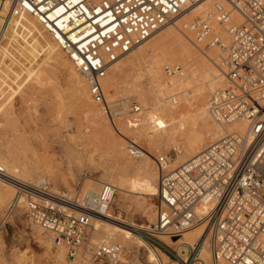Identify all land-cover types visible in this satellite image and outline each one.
Listing matches in <instances>:
<instances>
[{
    "label": "built area",
    "instance_id": "2783aa9c",
    "mask_svg": "<svg viewBox=\"0 0 264 264\" xmlns=\"http://www.w3.org/2000/svg\"><path fill=\"white\" fill-rule=\"evenodd\" d=\"M198 1L8 0L6 17H35L88 80L90 94L105 116L114 120L143 109L130 97L111 100L107 96L103 79L110 67ZM230 4V9L218 5L207 17H195L187 27L198 41L222 51L226 82L210 97L212 117L225 124L243 118L247 126L225 133L175 167L172 154L155 157L157 218L141 233L179 264L202 262L195 248L170 247L162 237L178 243L188 229L205 222L204 242L210 246L213 264H264V0H231ZM165 69L169 76L183 72L181 64ZM138 119L130 117L129 122L136 124ZM127 141L130 155L146 154L135 140ZM0 177L16 187V199L0 216V237L23 198L27 218L64 246L69 259L83 254L93 262L121 263L122 243L95 244L91 235L93 218L105 215L113 202L114 184L106 182L98 192L72 198L53 193L48 184L14 179L1 163ZM201 203H210L211 208L201 212Z\"/></svg>",
    "mask_w": 264,
    "mask_h": 264
},
{
    "label": "rangeland",
    "instance_id": "374dc122",
    "mask_svg": "<svg viewBox=\"0 0 264 264\" xmlns=\"http://www.w3.org/2000/svg\"><path fill=\"white\" fill-rule=\"evenodd\" d=\"M224 6L231 8V5L226 4ZM212 9L210 11H215L216 6L214 5ZM200 16L207 17V14L203 13ZM31 17L41 28L37 19L33 16ZM194 18H190L188 22ZM176 20L177 19L174 21ZM174 21L169 23V25L164 27L160 32L156 33L153 40L159 37H166L168 36V33L172 31L178 36H186V38L190 40L189 42L193 45L199 43L198 50L202 54H204L205 50H212L215 55V61L212 62L214 65V71L219 76V82L217 85L215 84L212 89L205 93L204 97L202 98L203 100L200 99L198 102V107L206 106L208 108V122L210 123L205 120L199 110L197 111V108L191 106L196 105L193 102L195 97L191 95V91L194 92L197 86H191V88H188L182 93H178L177 89L169 90L167 95L170 97L166 96L164 99L162 98L163 95H159L160 100H158L157 103H153V101L149 102L148 99L142 101L143 99L141 100V97L130 89H121L119 92H116L110 96L111 100H120L130 97L132 100H135L142 105V112H150L154 110L158 111L159 105H163L166 109H169V106L167 105H171L169 102H174L172 100L174 95L177 98V102H174V104L172 103L173 105H183L185 107L190 106V110L183 119L184 133L179 136V140H177L178 143L173 142L174 144H168L166 139L160 143L155 141L148 143L146 140L138 138L137 133L131 129V126L133 125H129V129L127 124L130 117L141 118V116L144 114L142 112L135 115L118 117L112 121L106 117L103 112H101L102 109L100 108L99 104L93 101L92 97H90V94L88 97L79 98L76 93V86L80 76L83 75L77 71L61 48L62 54L68 62V64L64 66L65 68L62 66L60 67L54 62H45L47 57L43 53L38 54L36 58H28L27 61V58L21 54V44L24 43V39L21 36V38L19 37L17 39L18 42L13 39V36L3 37L4 39H2L0 42V45L4 46V50L7 54L4 66L0 69V140L4 143L8 150H16L22 157V163L24 162V164H26L25 162H27V166L31 169V171L34 169L33 172L38 173V175L35 177H47L49 189L53 188L59 194L60 192L67 193L72 198L82 195L83 191H85L84 189L86 185L88 182H90L89 180L94 177L99 178L103 172L100 168H102L104 164H110L112 162V158L117 155V152L114 153V150L111 148L112 144L121 142L122 146L119 149L120 151H123L125 148L126 151L124 150L123 153L129 161H144L146 157L135 158L130 155L128 151L127 140H135L147 150L146 154H149L150 157H152H149V160L152 162L153 166L156 167H154L153 170V172L156 174V178H152L151 176L146 175L138 170L132 171L127 175V180H129L127 183L129 192H126L128 195H126V193H123V195L128 197V207L127 210H124L122 214H120L122 218L126 219L127 221H132L137 225L144 224V226L140 228V231L149 223L154 222L157 218V209L159 203L157 197L159 171H157L158 168L155 157L162 152H168L172 154L173 166L175 167L181 163L179 162L174 164L175 159L178 156V150L175 147V143L183 145L185 138L191 139L196 136L200 141L202 149L213 142L210 139L215 137L218 125L216 120L211 117L212 115L209 112L210 103L208 101L212 93L226 82V77L223 78L218 68L219 62L220 67L223 68L221 62L222 51L218 47L207 46L206 42L196 40V35L194 32L189 30V28L188 30L190 32V37H188L185 32L179 31V29H177ZM42 32L49 41L54 42V40L44 30H42ZM142 46L144 45L136 47L130 55H127L123 58V61L128 58L139 60L140 57L138 51L142 48ZM33 64H44V66L46 65L49 70H52L53 73H55H52V75L49 74L50 72L47 73L45 71L46 66H43L41 68L43 72L45 71L46 73L41 79H38L32 72L33 70L30 69ZM151 64V61L145 57L144 64L141 62L140 64L137 63L134 68L128 71V80L130 79V82H133V80L135 82L138 81L148 91H151V83L150 79H148L149 77L147 76L146 71V68L150 69ZM172 64H181L186 70L188 69L183 62L180 63L176 61ZM70 66L73 69H71ZM111 68L109 69L108 74H110V71H112ZM165 68L166 66L164 67L163 72L166 75L167 80H169L172 78V76L167 74ZM84 80L88 87V80L85 77ZM193 98L194 100H192ZM168 100L170 101L168 102ZM207 102L209 104H207ZM89 103L94 104V108L96 112H98L99 117L106 121L113 128L115 133L112 134V131L109 128L103 133H101L99 130H96L94 125L95 110L91 108ZM88 104L89 106H86ZM145 116L146 113L143 117ZM163 117L165 118L166 122H170V118L168 116L163 115ZM229 127L233 128L231 131L237 130L231 125ZM167 128H163L161 130L162 135L166 136ZM121 131H123V133L125 132L127 136H125V133V135L120 133ZM109 132L111 133L109 134ZM180 140L182 142H180ZM207 141L209 144H206ZM27 179L30 178L27 177ZM111 183L118 185L116 181ZM15 191L16 190L14 189V192ZM119 195H121V192L120 190H117L112 204L115 207V211H118V208H116V197L117 200H119ZM13 201L14 200L12 198L8 204H0V216L3 215L5 210L9 208ZM119 228V231L127 233V231H123L121 227ZM130 236L131 237L129 241L133 242L134 245L136 243L141 245V251L130 248L128 242H126L125 239L122 240L123 237L117 239L119 241L111 240V242H120L124 245L123 258L120 264H139L140 260L150 264L159 263V261L156 260L151 261L149 256V251H151V248H149L148 245L146 247L144 244H140L141 242L134 233H130ZM40 238H43L44 241H40ZM162 238L165 240L164 237ZM204 238L205 236L203 239ZM92 241L96 244L101 243L99 239L95 241L93 237ZM201 243H203V241H201ZM201 243L196 248V252L198 253L199 249L201 248ZM2 244L4 245L3 253L0 254V264H55L54 257L52 258V256H54L59 250L58 245L53 241V239L48 234L44 233L40 227L33 224L27 218L24 202L18 203L8 216L7 226L4 229L3 235L0 237L1 249ZM175 245L177 244L171 241L169 242L168 246L174 247ZM64 249L66 255L65 259L60 261L61 264H109L108 261L101 260L93 262L84 257L83 254L77 256L75 260H72L67 256V249L65 247ZM160 252L163 255V252L165 251L161 250ZM170 259L176 260L173 257H170Z\"/></svg>",
    "mask_w": 264,
    "mask_h": 264
},
{
    "label": "bare ground",
    "instance_id": "6f19581e",
    "mask_svg": "<svg viewBox=\"0 0 264 264\" xmlns=\"http://www.w3.org/2000/svg\"><path fill=\"white\" fill-rule=\"evenodd\" d=\"M230 2L231 0H200L196 4L189 5L185 11L179 14L176 17L177 20L174 21V24H176L175 26L177 27V29H179V31L185 32L186 35L190 37V32L187 27V24L189 23L188 20L190 18L200 16L203 13L208 14L209 12H211L210 10L213 8L214 5L216 7L218 5H223V6L226 4L231 5ZM8 9H9L8 0H0V27L2 29V37H10V36L12 37L13 36V39L16 42H18L17 39L21 36L24 39V43L21 44V49H22L21 54H23V56L27 58V61H28V58H31V57L36 58L38 54L43 53L47 57L46 60L44 59L45 62H54L60 67L61 66L64 67L68 64L67 60L64 58L62 51L60 47L57 45V43L55 41L54 42L49 41L48 38H46L41 28L39 27L38 23H36V21L31 17V15H24L22 17H16V18L14 17L10 18L8 16L7 18L6 14L8 12ZM235 17L239 21L242 20L241 17L238 15V13H235ZM161 30H159L158 32H160ZM221 31H222L221 34L224 35L225 32L223 30ZM155 35L156 34L152 35L145 42L140 44L144 46H142V48L138 51L139 57H140L139 60L128 58L125 61H123V58L125 56L130 55L134 51L133 49L132 51H130L129 53L121 57L118 61L113 63V65L111 66L112 68L110 67L112 71H110V74H108L103 79V85L106 89L107 96L111 98L110 96H112L116 92H119L121 89L122 90L130 89L134 91L136 94H138L141 97V100L143 99L142 101H144L145 99H148L149 102L153 101V103L155 102L157 103L158 100H160L159 95H163V97L162 96L161 97L164 99L166 98V96H169L167 95L169 90L177 89L178 93L180 92L182 93L183 91H186L188 88H191V86H197L194 92L191 91V95L195 97V100L194 98L192 100H194L193 102L196 105H191V106H194V108H197V111L199 110L200 113L205 118V120L208 122V114H209L208 108L206 106L198 107V102L200 99L204 97L205 93L208 90L212 89L213 86L215 84L217 85V83L219 82V76L215 73L214 65L212 62V61H215L214 53L212 52V50H205L204 54H202L198 50L199 43L197 44L195 43L196 45H193L189 42L190 40H188L186 36L184 35L178 36L176 33L172 31L168 33L169 37L168 36L159 37L153 40ZM6 57H7V54H6V51L4 50V46L0 45V69L4 66ZM145 57H147V59L150 60L152 63L151 66L149 65L150 69L146 68L147 76L149 77L148 79H150V83H151V91H148L138 81L135 82L132 79L133 82H130L131 80L130 79L128 80V77H129L128 71L134 68L137 63L140 64L141 62L142 64H144ZM176 61L180 63L183 62L184 65H186L188 69L186 70L184 66L182 65L183 72L175 76H172L171 79L167 80V77L163 72L164 67ZM43 66L44 64H39V65L33 64L30 67V69L33 70L32 72L38 79H41L42 76L46 72L47 73L50 72L49 74L51 75L53 73V71L49 70L46 65H45L46 72L45 71L43 72L41 68ZM218 68L223 78H225L226 76H225L224 71L222 70V67H220V62L218 63ZM71 69L73 68L71 67ZM73 73H76V72H73ZM88 88L89 86L87 87L86 82L84 80V76H80L78 80V84L76 86V93L78 97L79 98L88 97L90 94V91L88 92L89 90ZM169 101L170 100H168V102ZM208 102L207 104H209ZM172 103L174 104V102ZM172 103L169 102V104L171 105H167L169 106V109H166L165 106L161 104L162 106L159 105L158 111L154 110L150 112H145V111L142 112L144 114L146 113V116L143 117L144 116L143 114V116H141V118L138 119L139 121L136 124H132L128 122L127 127L130 129L129 125H135L134 127L131 126V129H133L137 133L138 138H142L146 140L148 143H151L152 141L160 143L164 139L167 140L168 144H172L173 142L178 143L177 140H179V136L184 133V126H183L184 120L183 119H184V116H186V114L190 110V106L189 107H185L183 105L175 106ZM89 104L86 106H89ZM90 105H91V108L95 110L94 104L91 103ZM94 112H95L94 125L96 127V130H99L101 133H103L109 128L112 131V134L115 133L113 128L106 121H104L103 119L99 117L98 112H96V110ZM163 115L168 116L170 118L169 123L166 122ZM216 123L218 125L216 129V134L213 139H210L211 141L217 140L218 138H220L222 135H224L228 131L230 132L231 129H233L229 127L230 125L236 128L237 130H244L248 122L246 119L242 118V119H239L229 124L220 123L217 121ZM163 128H167L166 136L161 134V130ZM110 133L111 132H109V134ZM120 133L124 134L125 132L123 133V131H121ZM125 136H127V134ZM180 142L182 141L180 140ZM177 143H175V147L178 150V156L176 157L174 164L179 163V162L183 163L204 149V148L201 149L200 141L196 136L191 139L185 138L183 141V145L182 144L179 145ZM206 144H209V142L207 141ZM121 146H122L121 142L114 143L111 145V148L114 150V153L117 152L116 153L117 155L114 158H112V162L110 164H104L102 168H100L103 171L100 177L91 178L89 180L90 182H88L85 189L83 188L85 191H83L82 195L75 197V198H78L88 193L98 192L100 191L102 185L106 182L111 183V182L116 181L118 183V185L112 183L116 186V191L120 190L121 192V195L118 196L119 200H117V197H116V201H117L116 208H118V211H115V207L114 205H112L113 204L112 202L108 212L105 215L95 216L92 221L91 235L95 241L99 239L101 243L111 242V240L119 241L117 239L123 237L122 240L125 239L126 242H128V245L130 248L135 249L137 251H141V245L137 243L134 245L133 242L129 241L131 237L130 233H134L136 237L139 239V241L141 242L140 244H144L146 247L148 245V247L151 248V251H149V256L151 258V261L153 260L159 261V263L157 264H179L177 260L170 259V257L165 252H163L164 254L162 255L160 252L161 250L159 248L152 246L144 239L140 231V228L144 226V224L137 225L133 223L132 221H127L126 219H123L121 216L122 212L124 210H127V207H128L127 205L128 197L123 195V193L129 192L128 184H127L129 180H127V175L131 173L132 171L138 170L146 175L151 176L152 178H156V174L153 172L155 166H153L152 162L149 160V157H150L149 154H144L141 157H135V158L146 157V159L142 162H132V161H129L126 158L125 154L123 153L125 148L123 151H120L119 148ZM21 160H22V157L18 154L16 150L14 151L8 150L6 146L4 145V143L0 140V163L6 167L7 172L12 178L19 179L21 181H24L26 183H31V184H39V183L49 184L47 177L45 176H41L38 178L35 177L38 175V173L33 172L34 169L31 171V169L27 166V162H25L26 164H24V162L22 163ZM27 177H29L30 179L34 177L35 178L30 180V179H27ZM158 178H159V172H158ZM14 189L16 190L15 186L13 185L10 179L0 177V204L1 205H4V203L8 204L12 200V198L13 200L16 199V191L14 192ZM50 190L53 193L59 194L53 188H51ZM157 192H158V186H157ZM64 195L69 196V194L67 193H65ZM126 195L128 194L126 193ZM22 202H23V198L21 199L20 203ZM210 208H211L210 203H201L199 206V211L201 212L208 211ZM119 227H121L123 231L124 230L127 231V233L119 231L118 230L120 229ZM205 227H206V222L199 224V225H195L193 228L188 229L183 234L181 240H179V242L175 244L180 245V247L186 251H191L194 248L196 249L197 246L200 245L201 241H203V243H201V248L199 247L200 249L198 253L199 254L198 259L199 261L202 262V264H213L210 246L207 245L206 242H204L205 238L203 239V237L206 234ZM163 237L165 239L164 241L167 244L171 242V239L169 237L167 236H163ZM40 241H44V239L40 238ZM3 245L4 244H2V249L0 246V249H1L0 254L3 253ZM58 247H59L58 252L54 256H52V258L54 257L55 264H61L60 261H63L66 255L64 246L58 245ZM139 264H150V263L148 262L145 263L140 260Z\"/></svg>",
    "mask_w": 264,
    "mask_h": 264
}]
</instances>
